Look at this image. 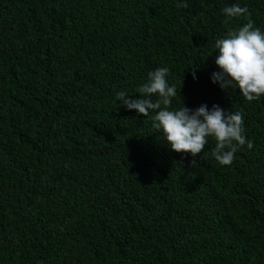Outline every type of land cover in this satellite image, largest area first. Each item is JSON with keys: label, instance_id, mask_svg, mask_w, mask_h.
I'll list each match as a JSON object with an SVG mask.
<instances>
[{"label": "trees", "instance_id": "1", "mask_svg": "<svg viewBox=\"0 0 264 264\" xmlns=\"http://www.w3.org/2000/svg\"><path fill=\"white\" fill-rule=\"evenodd\" d=\"M233 4L264 31V0H0V264H264V95L212 80ZM162 66L253 147L176 152L117 100Z\"/></svg>", "mask_w": 264, "mask_h": 264}, {"label": "clouds", "instance_id": "2", "mask_svg": "<svg viewBox=\"0 0 264 264\" xmlns=\"http://www.w3.org/2000/svg\"><path fill=\"white\" fill-rule=\"evenodd\" d=\"M177 6L188 7L187 3ZM222 12L228 19L245 17L247 23L230 29L223 38L216 39L213 48L218 53L215 63L220 71L212 74V80L219 83L222 90L238 87L247 101L257 100L264 95V31L255 27L247 7L233 4L223 8ZM169 72L166 66L150 71L147 81L138 90V98H129L126 92L120 91L116 93L117 100L127 109L136 110L137 114L145 117L154 112L153 128L162 132L166 142L176 152L191 153L195 157L203 151L206 158L208 153L204 149L211 137L215 140L211 155L220 165L228 166L233 163L239 147L245 144L248 148L253 147L244 134L241 111L226 112L216 104L211 110L206 104L195 110L184 103L183 107L172 108L177 88L169 84ZM193 76L195 78V70ZM153 96L158 98L153 101Z\"/></svg>", "mask_w": 264, "mask_h": 264}]
</instances>
